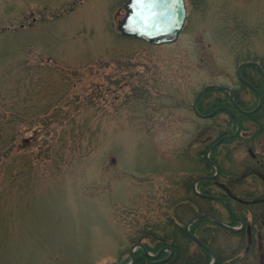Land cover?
Instances as JSON below:
<instances>
[{
    "label": "rangeland",
    "instance_id": "374dc122",
    "mask_svg": "<svg viewBox=\"0 0 264 264\" xmlns=\"http://www.w3.org/2000/svg\"><path fill=\"white\" fill-rule=\"evenodd\" d=\"M227 1L186 0L178 40L152 45L119 32L128 0H0V264H125L172 235L237 136L208 91L240 89L253 48L222 44L224 11L251 4Z\"/></svg>",
    "mask_w": 264,
    "mask_h": 264
},
{
    "label": "flooded vegetation",
    "instance_id": "af4514ba",
    "mask_svg": "<svg viewBox=\"0 0 264 264\" xmlns=\"http://www.w3.org/2000/svg\"><path fill=\"white\" fill-rule=\"evenodd\" d=\"M233 8V13L222 15L226 24L222 44L230 41L253 48L236 71L241 88L223 85L219 90L224 96L214 107H223L228 115L218 122L224 127L219 138L236 132L237 136L219 144L233 142L225 146L218 162L213 154L210 159L205 156L212 172L201 175L197 192V179L191 186L199 201L188 196L180 204L191 214L181 215L179 204L173 205L172 213L164 217L175 228L172 235L167 231L155 239L153 248L135 241L125 264H264V0ZM211 112L198 109L197 115L207 117ZM229 124L234 130L227 128Z\"/></svg>",
    "mask_w": 264,
    "mask_h": 264
},
{
    "label": "water",
    "instance_id": "95a60500",
    "mask_svg": "<svg viewBox=\"0 0 264 264\" xmlns=\"http://www.w3.org/2000/svg\"><path fill=\"white\" fill-rule=\"evenodd\" d=\"M125 6L127 13L117 26L124 35L145 39L152 45L178 40L187 17L185 0H130Z\"/></svg>",
    "mask_w": 264,
    "mask_h": 264
},
{
    "label": "bare ground",
    "instance_id": "6f19581e",
    "mask_svg": "<svg viewBox=\"0 0 264 264\" xmlns=\"http://www.w3.org/2000/svg\"><path fill=\"white\" fill-rule=\"evenodd\" d=\"M130 0H128V2H129ZM119 30V32L121 33V31H120V29H118ZM122 34V33H121Z\"/></svg>",
    "mask_w": 264,
    "mask_h": 264
}]
</instances>
